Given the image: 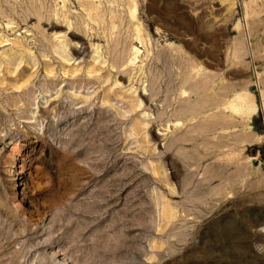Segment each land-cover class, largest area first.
Listing matches in <instances>:
<instances>
[{
	"label": "rangeland",
	"instance_id": "1",
	"mask_svg": "<svg viewBox=\"0 0 264 264\" xmlns=\"http://www.w3.org/2000/svg\"><path fill=\"white\" fill-rule=\"evenodd\" d=\"M184 75L254 107L216 167ZM262 93L264 0H0V264H264Z\"/></svg>",
	"mask_w": 264,
	"mask_h": 264
},
{
	"label": "bare ground",
	"instance_id": "2",
	"mask_svg": "<svg viewBox=\"0 0 264 264\" xmlns=\"http://www.w3.org/2000/svg\"><path fill=\"white\" fill-rule=\"evenodd\" d=\"M90 4L92 6H94L91 2H86L85 3V8L88 9V10H90V9L92 10V6ZM133 5H135L134 2H133ZM95 7L96 6L93 7L94 10H96ZM111 17L112 16H110V18ZM113 18H114V16H113ZM111 21H112V19H111ZM137 51H138V49H137ZM210 76L211 75H209V77ZM200 78H198V77H196L194 75H191V77L190 76L188 77V76L184 75V77L181 78V81H180V83H181V88H180V90H181L180 91V97H181V99L180 100L183 99L182 101H184V99H186V100L188 98L190 99V93L191 94L193 93L194 94L193 95L194 96V99L196 100V102L194 101V103H195L196 106H195V108H193V111H189L188 106L186 107L183 103H181L179 105L180 114L185 117L184 119H186V120H192L193 118L196 117V115H198L199 113L201 114V111H203V109H208L209 111L211 109H215V111H212V112L210 111L211 113H208V115H206L205 117H203L201 119L202 122L199 123L198 127H195L194 125L190 126L189 128L186 127V126L183 127L184 121H181L180 118H176L173 121L172 125H174V127H175L176 130H180L181 129L183 131V134L184 135L183 136H180L179 135L180 133H179L178 135H175V136L170 135V137H165V139H166L167 142L164 143L165 144L164 145V149H165V151L166 150L167 151L168 150H171L169 154L167 153L168 155H171V157H169L171 159V163H173V164L175 163V158H173V156L176 157V155H177L180 158V160L183 163V165L186 166V165L189 164V158H190V156L188 157L189 151L185 149L184 142L191 141V140H193L195 142V140L199 139L198 137L201 136V138H203L206 141H208L209 143H211V148H210V150L208 152V155L213 158V161L211 163H212L213 167H216L218 164H217V162L215 160V156H217V151L219 150L218 148L221 147L222 145L224 146V145L228 144L229 142L228 143L226 142V144H222V141H221V144L222 145L221 144H218V142H219L218 141L219 140V136L214 137V139L211 140V142H210L209 136L210 135H213L215 133L216 134H219V132H218L219 129H223L224 131H226V133H225L226 135H230L231 132H232V128H234L233 127L234 124L232 122V119H233L232 117H234L233 114H236V115L237 114H240L239 116H241L242 119H247L253 113L254 107L252 105L251 100L248 99V97H244V96L241 97L240 96L238 98V100H237L238 101V104H240L241 106L243 104V107L244 108H239L240 106L237 107L236 104L233 103V100H227V98H230L231 97L230 96L231 94L229 92L232 89L231 88L232 85L230 86V88H228V87H229L230 84H233V83L228 82L227 87L224 86L225 87L224 88L225 91L222 94V93H220L221 91H217V88L216 89L214 88L215 86L212 87V85H209V83H207L208 79H210L211 77L208 78L207 75H206V77H204L207 80V81L205 80V83H201V79L202 78L201 79ZM202 80L204 81V79H202ZM212 80H214V79H212ZM212 80H211V83L213 82ZM214 82L216 84V81L215 80H214ZM200 83L203 84L204 86L203 85L202 86H199V85H201ZM219 85L220 84L218 83V86ZM221 85L223 87L224 83L221 84ZM197 86H199V87H197ZM189 88H191V89H189ZM157 92L155 91L154 94L156 95ZM233 93H234V91H233ZM262 94H264V93H262ZM263 97H264V95H263ZM222 98H224V99H222ZM221 106L224 107V110H222V111L220 110V112H219L217 109L219 107H221ZM263 109H264V100H263ZM159 117H161V116H159ZM203 122H204L205 128H206V129L204 128V130L201 129V126L203 125ZM236 124H237V122H236ZM107 127H110V125H107ZM232 135H235V134H233V132H232ZM165 136H167V135H165ZM245 136H247V135H245ZM220 137H222V136H220ZM241 138H244V137H241ZM230 139L233 140V137H231ZM244 140H245V138H244ZM246 140H247V138H246ZM233 142H234V140H233ZM244 142H246V141H244ZM223 143H225L224 140H223ZM238 143H241V142L239 141ZM218 145H221V146H218ZM234 145H235V143H234ZM174 150H175V153L173 152ZM190 155H192V154H190ZM165 156H166V154H165ZM194 157H195V155H194ZM125 159H127V158H125ZM191 159H192V157H191ZM115 161H116V159H115ZM115 165H116V162H115ZM116 168H117V166H116ZM122 177H124V176H122ZM121 185H119V186H121ZM115 195H117V194H115ZM110 198H111V196H110ZM117 198L118 197H115V199H117ZM111 206L112 205H110V207Z\"/></svg>",
	"mask_w": 264,
	"mask_h": 264
}]
</instances>
